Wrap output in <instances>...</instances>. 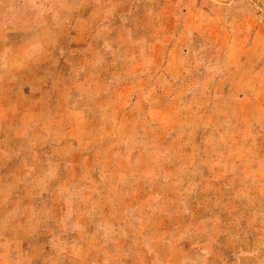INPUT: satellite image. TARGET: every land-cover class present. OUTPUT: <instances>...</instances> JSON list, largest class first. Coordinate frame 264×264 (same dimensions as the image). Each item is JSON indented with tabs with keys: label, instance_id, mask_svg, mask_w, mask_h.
<instances>
[{
	"label": "rangeland",
	"instance_id": "rangeland-1",
	"mask_svg": "<svg viewBox=\"0 0 264 264\" xmlns=\"http://www.w3.org/2000/svg\"><path fill=\"white\" fill-rule=\"evenodd\" d=\"M4 32L0 61L11 51L24 72L90 87L71 88L82 113L52 102L54 115L0 120L13 147L0 153V264H264V0H0ZM66 61L85 67L67 78ZM105 174H125L114 188L127 193L107 196ZM190 211L216 224L188 225ZM112 224L124 245L100 247Z\"/></svg>",
	"mask_w": 264,
	"mask_h": 264
},
{
	"label": "crops",
	"instance_id": "crops-1",
	"mask_svg": "<svg viewBox=\"0 0 264 264\" xmlns=\"http://www.w3.org/2000/svg\"><path fill=\"white\" fill-rule=\"evenodd\" d=\"M6 33L7 32H4L2 35L0 36V39L1 40H8L7 36H6ZM76 49L74 50V53H76V55H83L85 52H86V48H83L82 50H79ZM40 54H35L34 57L36 56H39ZM15 54L14 52H8L6 54H4L2 60H3V63H1L0 61V120L1 119H16V118H20L22 116H44L46 114L50 115V113L53 112V115H54V111H52L51 109V105L50 103L52 102H62V103H68V106L67 108L64 110V115L66 116H70L71 112H76V113H82L83 110H81V107L80 106H73L71 105L72 103H77L78 101L80 102L81 100H85L84 97H87L86 95L84 96H81V95H72L71 94V91H72V87L74 88V86H77V85H86L88 87H90V84H86L85 82V79H78L76 80L75 82L74 81H71L70 79L69 80H66L65 82L63 83H60L59 80H56V79H51L50 81L46 78H41L40 77V70H43L45 69V65H43V67H38V65H34V66H30L28 67L27 69H30L28 72H24V70L26 69H23L20 65V62L17 63V60L20 59V58H16L15 59ZM30 58H32V56H30ZM41 58H43V55L41 54ZM33 59V58H32ZM84 66V63H82V66L81 64H77V63H73V62H70V61H66L65 63L62 64V67H60L59 65L57 66V68H61V69H64L65 73H66V77L67 78H70L72 77V75H70L72 73V71L74 69H83ZM34 74L40 78H36L34 79L33 81H30L31 79L29 77H32L34 76ZM51 85L50 87H55L56 90H62L64 93V97H59L58 92L53 90L50 92L46 89V87L48 85ZM28 100H33L32 102H39V101H46L47 106L45 108H42L40 110L37 109V107H30V108H27L26 106H24V103ZM50 105V106H49ZM52 115V116H53ZM63 124V123H62ZM61 124V125H62ZM65 124V123H64ZM51 129H47L46 127H43V126H40L38 128H29V129H25L24 127H20V126H15V125H10L9 128L7 129V132H18L19 134H25L27 132H31V134H39L40 138L43 139V135H47L48 133H51V132H58L59 129H61L62 127L61 126H58V127H55V126H49ZM49 130V131H48ZM0 131H2V128H0ZM54 132V133H55ZM47 138V137H46ZM47 140H49L47 138ZM50 143H51V146H50ZM35 144L38 146L40 144H42V146L44 145V148L45 147H51V149H55V150H59V149H67V150H75V146H74V143H72L68 138H64V139H55L53 138L52 141H47L46 143H38V141L36 140V137H35ZM48 145V146H47ZM37 146L35 147V149H40L37 148ZM11 148V150L13 149V147H11L9 144L6 143V141H3V140H0V153H2L3 156L6 155V152H4V150L6 149H9ZM89 158H85L83 159V161L87 164H89L88 162L90 161V159L88 160ZM63 163L65 162H73V160H70V159H63L62 161ZM61 165V164H60ZM58 164V167L60 166ZM71 166V165H70ZM65 171V170H64ZM73 175V172L72 170H68V172L65 173V177L66 179H71V176ZM104 175V174H103ZM118 175V174H117ZM125 176V174H122V176H118L117 178L119 177H123ZM106 179H108V184H109V190H110V193L107 194V196H110V195H114L115 193L117 192H120V193H127L125 187H120L118 188V186H116L114 188V182H115V179H117L115 177V175H109V176H106L105 174V177ZM114 178V179H113ZM149 182V180L147 181ZM147 188V187H146ZM152 190H146V199L149 202L153 201L154 199V195L151 194ZM139 193V190H135L134 193L132 195H125V196H118V199H121L122 200H133L134 197ZM131 204V203H130ZM132 205V204H131ZM191 215H194L193 217H186V220L185 222L188 224V225H196L195 227L196 228H199L200 225H206V224H212V225H215L216 224V221H214L213 219L211 218H205V219H198L196 216H195V213H192V211H190ZM201 225V226H202ZM106 226L107 224L105 225V229H106ZM109 227L108 228H112V232H110L108 229L107 231H104V236H102L99 241H100V244L99 246L100 247H103V248H110L111 246L113 245H116L115 243H119L120 244H123L124 245V238H117V237H113V235L116 234V226L114 224L112 225H108ZM124 226H129V224H124ZM80 228H83L84 229V226L80 225ZM153 244L152 241H149L148 242V248L153 246L151 245ZM196 251H199L200 253V258H201V261L202 262H205L207 263L209 261V258L211 256L210 253H207L206 252H202L199 248H197ZM155 252V251H154ZM156 253H152L150 251V253L148 254V256H152ZM146 256L147 258V262L149 263V257ZM174 256V254H171L170 255V259L171 261H167L165 263L162 262V264H174L175 261L178 259L179 262L177 264H188V261L191 260V259H187V258H174L172 259V257ZM144 258V257H143ZM104 259V262L105 264H126V257L125 255L123 254H109L108 255H103V257L101 258V261H103ZM146 260V259H145ZM137 262V261H136Z\"/></svg>",
	"mask_w": 264,
	"mask_h": 264
}]
</instances>
